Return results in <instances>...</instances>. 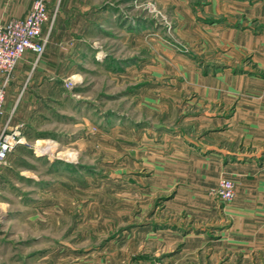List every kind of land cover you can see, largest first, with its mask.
<instances>
[{"label":"rangeland","instance_id":"374dc122","mask_svg":"<svg viewBox=\"0 0 264 264\" xmlns=\"http://www.w3.org/2000/svg\"><path fill=\"white\" fill-rule=\"evenodd\" d=\"M85 2L63 16L83 22L90 11L97 27L60 38L64 55L24 54L9 82L52 121L6 131L24 143L0 169V264H264V215L229 229L232 201L217 189L230 179L204 196L186 173L201 168L181 150L201 135L183 117L196 108L179 83L183 61L208 53L197 24L210 0ZM111 60L136 63L117 73ZM52 80L54 101L43 89Z\"/></svg>","mask_w":264,"mask_h":264},{"label":"crops","instance_id":"0c3cea01","mask_svg":"<svg viewBox=\"0 0 264 264\" xmlns=\"http://www.w3.org/2000/svg\"><path fill=\"white\" fill-rule=\"evenodd\" d=\"M85 1L77 4V0H48L50 17L43 33L50 41L44 54L56 55L60 51L64 55L66 50L58 46L60 38H75L78 31L84 34L91 27H97L98 14L90 11L86 12L83 22L76 15L73 19L63 16L67 12L65 8L69 11L83 3L88 8ZM31 4L32 0H0V22L24 18ZM203 13L198 19V33H201L198 37L208 53L200 61H183L181 67L185 72L179 83L181 91L190 92L189 102L196 108L194 115L183 114V117L194 119L201 135L196 143L186 139L181 150L189 165L195 163L201 168L186 173L192 176L190 183L202 186L204 196L209 195V186L217 187L225 177L235 184L234 199L224 204V213L231 216L229 229H232L247 214L264 215V0H210ZM102 20L106 22L107 18ZM73 45L71 52L80 54L82 49ZM111 63L117 73H129L136 62L131 61L126 68L119 61L111 60ZM78 65L74 60L71 68ZM39 83L33 91L45 86ZM57 85L59 83L52 80L43 88L48 100L54 101L52 97L59 95ZM29 92L18 95V84H9L0 116V132L5 127L29 123L37 126L43 120L52 121L42 111L39 100H29L32 93ZM19 98L25 102H20ZM154 125L150 127L155 131L166 128L163 125V129L157 130Z\"/></svg>","mask_w":264,"mask_h":264},{"label":"built area","instance_id":"2783aa9c","mask_svg":"<svg viewBox=\"0 0 264 264\" xmlns=\"http://www.w3.org/2000/svg\"><path fill=\"white\" fill-rule=\"evenodd\" d=\"M49 17L48 0H32L31 8L24 18L0 22V116L3 113L6 89L18 61L26 53L33 54L37 59L45 52L48 36L43 33V27ZM7 129L5 127L0 132V169L5 166L9 154L24 143L17 131L7 134ZM234 189L231 180H222L217 193L228 203L234 198Z\"/></svg>","mask_w":264,"mask_h":264},{"label":"bare ground","instance_id":"6f19581e","mask_svg":"<svg viewBox=\"0 0 264 264\" xmlns=\"http://www.w3.org/2000/svg\"><path fill=\"white\" fill-rule=\"evenodd\" d=\"M41 142H43V143H45V144H51V143H55L54 141H52V140H50V139H46V140H43V141H41ZM39 143H40V141H39ZM52 147V146H51ZM44 148V147H43ZM45 148H47V147H45ZM41 149V148H37L36 149V153L37 154H42V153H44V151H46V149ZM48 149V148H47ZM50 153V152H49Z\"/></svg>","mask_w":264,"mask_h":264},{"label":"water","instance_id":"95a60500","mask_svg":"<svg viewBox=\"0 0 264 264\" xmlns=\"http://www.w3.org/2000/svg\"><path fill=\"white\" fill-rule=\"evenodd\" d=\"M153 128H155V129H157V130H161V129H163V126H162V125L155 124V125L153 126Z\"/></svg>","mask_w":264,"mask_h":264},{"label":"trees","instance_id":"16d2710c","mask_svg":"<svg viewBox=\"0 0 264 264\" xmlns=\"http://www.w3.org/2000/svg\"><path fill=\"white\" fill-rule=\"evenodd\" d=\"M67 167L70 166V165H66Z\"/></svg>","mask_w":264,"mask_h":264}]
</instances>
